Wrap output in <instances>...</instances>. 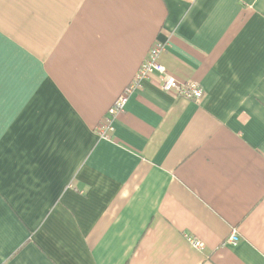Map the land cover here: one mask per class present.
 Wrapping results in <instances>:
<instances>
[{"label":"crops","instance_id":"1","mask_svg":"<svg viewBox=\"0 0 264 264\" xmlns=\"http://www.w3.org/2000/svg\"><path fill=\"white\" fill-rule=\"evenodd\" d=\"M0 264H264V0H0Z\"/></svg>","mask_w":264,"mask_h":264},{"label":"built area","instance_id":"2","mask_svg":"<svg viewBox=\"0 0 264 264\" xmlns=\"http://www.w3.org/2000/svg\"><path fill=\"white\" fill-rule=\"evenodd\" d=\"M165 50V45L162 42L155 43L147 56V59L142 64L139 69L132 87L140 86V83L143 79L148 78L152 74H158L162 87L166 91H172L179 96L186 97L195 101H200L204 94L203 86L196 81H181L177 79L174 75L170 74L166 67L160 62V56ZM125 101V96H120L113 106L109 109L106 120L102 126L101 135L105 138L110 136V132L114 130L113 121L117 113L122 109ZM189 242L196 248L202 249L203 243L194 237H187ZM239 241V236L235 230L232 231L231 235L228 238V242L236 244Z\"/></svg>","mask_w":264,"mask_h":264}]
</instances>
